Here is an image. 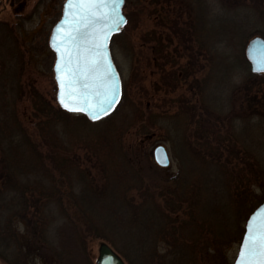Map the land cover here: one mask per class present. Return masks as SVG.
<instances>
[{
	"label": "rangeland",
	"instance_id": "374dc122",
	"mask_svg": "<svg viewBox=\"0 0 264 264\" xmlns=\"http://www.w3.org/2000/svg\"><path fill=\"white\" fill-rule=\"evenodd\" d=\"M65 1L0 0V114L3 104L8 103L21 122L20 126L28 133H39L37 123L41 121L44 126V118L39 115L37 119L27 92L21 97L22 88L23 91L34 88L46 101L59 106L53 71L56 55L49 46V39L53 26L62 15ZM180 1L182 3L173 1L160 5L145 2L143 12L136 15L138 23L130 24L113 36L111 53L122 80V99L109 119L94 122L85 115L70 113L49 124L48 130L63 134L66 144H75L71 145L70 156L79 160L80 166L87 168L98 183L100 164L90 147L98 140H109L114 145L115 166H121L120 159L130 151L121 150L116 143L119 138L122 136L125 146L143 139L146 146L141 154L146 165L157 166L165 179L179 174L193 179L200 165L187 149L191 143L198 152L204 150L199 140L198 146L193 144L194 135L210 133L209 138L215 144L222 143L223 147V157L212 151L213 157L222 162L230 158L234 166L246 168L251 185L243 194L248 195L250 201L242 200V215L252 213L264 201V74L252 73L245 48L254 36L264 37V16L253 9L260 8L264 0H241L231 10L224 6L223 0ZM161 15L167 16L162 20ZM194 27L197 45L190 39ZM154 32L157 37H162L160 42L177 60L175 65L166 62L164 68L160 66L164 71H174L178 75V86L171 84L175 88L167 87L169 79L162 80L164 75L157 69L159 66H155L159 62L152 59L151 46L156 41L142 44V38L148 35L151 39ZM168 37H172V43ZM149 112L156 118H140L142 113ZM230 115L235 116L232 129L241 141L230 140L232 122L227 120ZM154 119L157 120L155 123ZM5 123L0 120V125ZM232 143L234 146L238 143L239 148L231 152ZM158 145L166 146L169 152L171 165L167 168L160 167L154 159L153 152ZM102 152L99 149V157ZM182 164L185 171H182ZM69 168L64 180L67 200L73 195L78 197L86 185L82 172ZM217 175L224 180L222 174ZM114 192L118 194L116 189ZM116 194L106 203L115 204ZM85 195L86 205L92 215L96 214L100 199L90 189ZM246 221L242 222L244 229ZM61 222L65 221L60 219L57 223ZM57 223L50 235L53 245L68 254L64 264H96L103 242L101 238L90 234L85 242H81L69 225ZM234 226L235 236L239 226ZM106 230L112 232V237H117L112 223ZM240 243L233 242L224 252L231 264L237 257ZM31 264L43 262L36 257Z\"/></svg>",
	"mask_w": 264,
	"mask_h": 264
},
{
	"label": "trees",
	"instance_id": "16d2710c",
	"mask_svg": "<svg viewBox=\"0 0 264 264\" xmlns=\"http://www.w3.org/2000/svg\"><path fill=\"white\" fill-rule=\"evenodd\" d=\"M147 1L156 5L173 1L182 3L180 0H126L124 11L128 23L124 30L130 24L138 23L136 15L143 12V5ZM223 1L224 6L231 10L241 0ZM262 3L260 8L253 9L264 16ZM166 16L161 15L162 20ZM196 27L190 35L195 45L199 42ZM148 37L142 38V44L156 41L151 46V56L159 62L155 66L162 71V80L166 82L169 79L166 86L170 89L177 87L180 82L178 75L174 71L161 69L166 66L163 63L175 65L177 60L167 52V47L155 32L151 39ZM168 39L172 43V37ZM186 71L193 73L190 69ZM193 91L196 98V86ZM20 92L21 97L27 92L37 119L43 115L44 126L39 121V133H28L26 128L20 126L21 122L11 106L3 104L4 108L9 109L3 108L0 114V120L6 122L0 125L1 262L31 264L39 257L43 264H64L68 254L53 245L50 235L54 224L62 219L65 222L57 224L69 225L81 242H85L90 234L100 237V241L109 243L126 264H231L224 252L233 242L240 243L244 234L242 222L251 212L242 215V200L250 201L243 192L251 183L246 168L234 166L230 158L222 162L212 156V151H215L222 158L223 147L222 143L215 144L209 138L210 133L194 135L193 144L198 146L201 142L204 149L200 152L189 142L190 149L187 150L200 165L193 179L180 174L165 179L157 166L146 165L141 154L146 146L143 139L125 146L122 136L119 138L116 143L121 150L130 151L127 156L120 151L123 155L119 161L121 166H115L114 145L109 140H98L90 146L100 164L98 183L87 168L80 166L79 160L70 156L71 145L75 144H66L63 134L48 130L49 124L70 113L53 106L34 88L29 91L22 88ZM140 118L156 117L149 112L142 113ZM234 118L233 115L227 117L229 123L232 122L231 141L240 140L232 129ZM235 145L237 147L232 143L231 152L239 148L238 143ZM98 148L103 150L101 157ZM69 167L82 172L86 185H83L78 197L73 195L72 199L67 200L64 180L68 177L66 172ZM182 171H185L184 167ZM217 173L222 174L224 180H220L221 175ZM88 189L101 201L94 215L86 205L85 193ZM115 189L118 194L114 192ZM114 194L115 204L106 203L111 197L114 199ZM234 195H237L236 199L231 200ZM111 223L117 237H112V232L106 230ZM234 224L239 226L235 236Z\"/></svg>",
	"mask_w": 264,
	"mask_h": 264
},
{
	"label": "snow or ice",
	"instance_id": "6c2138e0",
	"mask_svg": "<svg viewBox=\"0 0 264 264\" xmlns=\"http://www.w3.org/2000/svg\"><path fill=\"white\" fill-rule=\"evenodd\" d=\"M121 3L122 0H66L64 23L69 27L62 37L66 46L61 50L54 44L61 60L56 66L60 74V103L66 109L96 119L111 108L117 85L106 83L111 68L106 63V41L124 19L119 11ZM60 30L57 29L58 36ZM251 59L256 70L264 72V46ZM237 264H264V209L247 224Z\"/></svg>",
	"mask_w": 264,
	"mask_h": 264
},
{
	"label": "water",
	"instance_id": "95a60500",
	"mask_svg": "<svg viewBox=\"0 0 264 264\" xmlns=\"http://www.w3.org/2000/svg\"><path fill=\"white\" fill-rule=\"evenodd\" d=\"M125 2L126 0H122V3L119 5V11L121 13V15L123 16V21L119 24L118 27L114 28L112 32L109 33L108 35V39L106 41V50H107V61L106 63H110L111 68L109 70V78L106 81V83H112L115 82V84L117 85V95L115 97V99L113 100L112 106L110 109H106L105 113L103 115H99L96 119H93L90 115L84 113V112H78V111H72L69 109H66L61 103H60V83H59V73L57 72V64L61 63L60 60V53L57 52L56 47H54L55 45H59L61 47V50H64L65 48V44H62V37L65 35L67 28L69 27L68 25H65L64 21H65V12H66V1L63 5V10H62V15L60 17V19L55 23V25L52 28V32L50 35V39H49V46L50 48L54 51L55 55H56V59H55V63H54V77H55V81L57 84V95H56V99H57V103L59 105V107L69 113H75V114H82L85 115L90 121H99L104 119L105 117L109 116L110 114H112L114 112V110L116 109V107L118 106V104L120 103V100L122 98V80H121V76L120 73L114 63L112 54H111V50H110V43H111V39L112 37L117 34L120 33L122 31V29L127 25L128 23V19L127 16L124 12V7H125ZM70 20L73 19L72 16L68 17ZM63 26V27H61ZM60 28V34L59 36L57 35V29ZM70 46V45H68ZM262 46H264V37L262 36H254L253 38H251L249 40V42L246 45L245 48V55L246 58L251 66V71L254 74H263L264 72H260L256 70V67L253 64V61L251 59V56L256 52V50H258L259 48H261ZM101 72H103V68L101 69ZM154 159L156 161V163L162 167V168H167L171 165V158L169 155V152L166 148V146L164 145H158L155 147L154 152ZM261 209H264V201L258 205L253 212L249 215L246 224H245V231L242 237V241L239 245V250H238V254L237 257L234 261L233 264H237V260L239 257V252L241 249V245L243 242L244 237L246 236V228H247V224L250 221V218L259 213ZM96 264H126L125 261L123 260V258L113 249V247L107 243V242H101L100 243V247H99V255L97 258V262Z\"/></svg>",
	"mask_w": 264,
	"mask_h": 264
}]
</instances>
